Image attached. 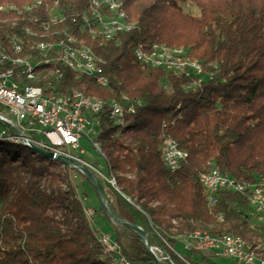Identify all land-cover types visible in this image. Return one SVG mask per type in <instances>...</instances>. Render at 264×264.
I'll return each instance as SVG.
<instances>
[{"label": "trees", "instance_id": "16d2710c", "mask_svg": "<svg viewBox=\"0 0 264 264\" xmlns=\"http://www.w3.org/2000/svg\"><path fill=\"white\" fill-rule=\"evenodd\" d=\"M32 1L0 0V5ZM90 4L59 0L66 18L58 24L49 23L43 7L35 25L31 14L37 9L25 10L23 16L0 12V42L18 34L26 51L42 58L35 45L51 37L42 34L49 24L56 31L53 38L66 31L83 36L104 60L109 87L61 64V78L52 75L38 84L62 93L80 90L105 101L97 114L96 139L106 152L102 182L112 192L110 208L146 231L150 247L169 257L162 264H189L192 255L179 254L176 244L196 230L240 235L261 244L264 254V223L255 225L248 213L251 185L264 176V0H126L134 25L114 39L93 38L83 30L81 15ZM26 25L36 33L25 32ZM140 43L183 48L210 75L187 88L195 75L143 64L135 55ZM124 96L143 105L127 114L122 126L112 118L109 102ZM166 136L188 152L175 170L163 158ZM212 166L249 186L246 192L222 189L212 202L200 179ZM73 172L93 187L78 168L0 139V264H112L100 241V222L111 219L104 205L95 209L99 214L88 216L86 193L79 192ZM112 177L115 184L109 181ZM112 226L128 259L158 264L138 232L114 222Z\"/></svg>", "mask_w": 264, "mask_h": 264}, {"label": "built area", "instance_id": "2783aa9c", "mask_svg": "<svg viewBox=\"0 0 264 264\" xmlns=\"http://www.w3.org/2000/svg\"><path fill=\"white\" fill-rule=\"evenodd\" d=\"M112 6H115L114 2L96 0V7L103 8V13H107V9L112 8ZM81 18L84 17L81 15ZM90 22L91 24H98V29L108 32L110 39H114L116 35L128 31L121 30L116 20L96 23L94 18ZM139 51V61L145 65H149V62H158L159 68L176 73L195 75V83L187 85V88L200 85L210 75H202L200 70H189V66L185 64L171 62L160 64L161 56H146L141 53V50ZM79 57L81 62L82 58H85L82 54H79ZM34 61V56H32V62L28 63V66L34 67ZM44 66L60 67L55 62L46 61H44ZM84 66L88 68L87 76L95 77L99 79L101 84L110 86L109 78L104 71L91 72L90 63ZM109 108H112L113 117H118L119 125L127 122L122 121L121 109H118L116 105H110ZM128 112L129 114L134 113L131 109H128ZM98 130L96 108L85 102L84 99L75 95H67V99H53L50 98V90L17 89L15 84L12 83V77L7 73V69H0V134L25 137L27 140L37 143L41 148L65 155H73L68 150L80 148L81 139L84 137L89 138L97 148L95 135ZM165 141L167 146L166 164L169 169H177L180 164L177 163L173 142H168L167 139ZM81 152H83L82 149ZM85 163L92 167L90 163ZM203 176H206L208 181L207 191L212 202H215L214 195L219 190H233L232 186L228 185V180L224 173L218 167L212 166ZM109 181L111 182V179ZM255 184H258V190H264L261 179ZM252 193H258V191ZM254 202L263 203V210H257L256 212L264 216V198L262 200H254ZM87 214L91 217L94 215V210L88 208ZM100 241L104 250L111 255L112 261H115L116 264H137L122 253L118 243L114 242L108 234L102 232ZM185 250L192 257L203 255L209 260L231 257L239 264H264V254L250 251V248H245L234 237H205L202 241H195V234H190L185 236ZM177 252L181 254L179 251ZM160 258L169 259L168 255L161 249ZM204 261L203 259L201 264H205ZM193 262L189 264H193Z\"/></svg>", "mask_w": 264, "mask_h": 264}, {"label": "bare ground", "instance_id": "6f19581e", "mask_svg": "<svg viewBox=\"0 0 264 264\" xmlns=\"http://www.w3.org/2000/svg\"><path fill=\"white\" fill-rule=\"evenodd\" d=\"M101 1L114 2L115 6L107 9V13H103V8L96 7V0H91L89 9L82 14L84 18H81V24L82 27H84L83 30L85 32L87 31L89 35L93 36V38L110 39V34H108V32H105L104 30L98 29V24H91L90 20H94V18L96 23L112 22L116 20V23L121 27V30H130L133 27L134 24L130 21L126 9V0ZM41 7H43L42 9L45 10L44 13L48 14V18L51 20L49 21L50 24L63 23L66 18L65 12H63L60 8L59 0H55L50 3H46L43 0H34L23 5H18L16 3H6L0 5V12L2 14L13 13L23 16L25 10L33 11L37 9L36 14L35 12L31 14L33 19L32 25H35V23H38L40 20V13L43 12ZM54 7H59L61 12H53V10L55 9ZM44 23H46V25L48 24V22ZM32 25L25 26V32H27L29 35L36 33V30ZM42 34L44 36H51L38 40L37 45H35L37 51L44 54L42 58H36L35 55L30 51H26L25 42L18 34L11 35L7 38L6 41L0 42V69H7V73L12 77V83L15 84V87L17 89L50 90V98L53 99H67V95H75L76 97L84 99L85 102L95 107L97 116V114L104 108L106 104L102 98H99L95 95L86 94L85 92L80 90H74L70 93L57 92L52 88L50 84H38V82L40 80L46 81L47 78L52 75H54V77L58 79L63 75L60 67L44 66V61L55 62L57 66H59L58 64H61V66H66L79 75H88V68L84 65H89L90 63L91 72H102L104 71V60L99 55H97V53L91 48V46H89L83 40V36L78 38L76 35L66 31L64 36L53 38V34H56V31H52V28H50L49 24L42 31ZM117 36L118 35H116V37ZM139 50H141V53H144V55L146 56H161L160 64H167L168 62L185 64L189 66V70H200V74L209 75L205 71L203 63L197 59L188 58L183 48L169 47L161 43H153L149 45L140 43L135 47V55L138 60L140 58ZM79 54L85 56V58H82V62L80 60ZM32 56H34L35 60L34 67L28 66V63L32 62ZM147 66L159 68L158 62H149V65ZM91 78H93L98 85L102 87H108L106 86V84H101L99 79L95 77ZM110 105H116L118 109H121V119L122 121H127L126 117L127 114H129L128 109H131L132 112H135L136 107L142 106L143 102L141 100L133 101L127 96H124L120 100H110L109 107ZM109 109L112 118L118 124V117H113L112 108ZM121 125L125 126L126 122H123ZM97 134L95 135V144L97 145V149L99 150V152L102 153L100 142L96 139ZM0 139L9 140L13 143L25 144L27 146H30L31 144L38 145L34 141L27 140L25 137L9 136L7 134H0ZM166 139L168 140V142H173L174 152L177 155V163L181 164V161L188 157V152L182 149L179 142L172 136H166L162 143V153L164 161L165 155L167 154V146L165 141ZM102 154L104 155V152ZM203 174H206V171L200 175V179L207 190L208 181L206 179V176H203ZM224 176L228 180V185L232 186L233 190L235 191L246 192V189L249 187L227 174H224ZM112 179L113 181L115 180L114 177L111 178V180ZM260 179L262 180V186H264V176ZM257 191L258 193H252ZM262 198H264V190H258V184L251 185V192L249 194L251 206H253L256 210H263L262 202H254V200H262ZM263 217L264 216H261L262 219ZM190 234H195V241H202L205 237H234L235 240L238 241L241 245L245 246V248H250V251H257V254H262L259 252L261 244L253 245L240 235L228 232L214 234L207 231L196 230L188 233L185 236H188ZM185 236L181 237L184 241ZM112 264H116L115 261H112Z\"/></svg>", "mask_w": 264, "mask_h": 264}, {"label": "rangeland", "instance_id": "374dc122", "mask_svg": "<svg viewBox=\"0 0 264 264\" xmlns=\"http://www.w3.org/2000/svg\"><path fill=\"white\" fill-rule=\"evenodd\" d=\"M54 8L55 9L53 10V12H55V13L61 12L59 7H54ZM187 9H190L193 13L199 12V9L193 5H188ZM81 149L83 150V152H81ZM68 151H70L71 154H73L77 157H80L84 162H88L92 165L91 169L94 171V173L97 175L98 179L101 181L102 185L104 186L105 191L107 193V196L112 197V192L102 182L103 180L106 179V176H107V168H106V162H105L106 152L102 149V153L104 152V155H103L94 146L92 141L89 138H85V137L81 139V147L80 148H78V149L71 148ZM73 173H74L73 179L76 182V184L78 185L79 192L80 193H83V192L86 193V195L83 197L85 205L88 208L96 211L95 209H99L101 207V205H103V202L101 201L100 197L98 196L96 190L93 188L94 186L92 187L89 184V182L86 179H84L79 173H76V172H73ZM111 183L115 184V180L113 181V179H112ZM256 211L257 210L253 206H251L248 213L251 216L252 221L254 222L255 225L256 224H263L264 223V217L262 219L261 215L258 214ZM96 213H98V212L96 211ZM98 216L102 217V214L98 215ZM109 217H110V215H109ZM110 219L112 222L116 223L111 217H110ZM95 221L97 222V217H96ZM111 221H109V220L107 221L106 219H102V221L100 222V228H101V231L103 233L108 234L111 237V239L117 243V241L115 239L114 228L112 226ZM117 224H119V223H117ZM150 248L154 251V253L156 251L159 253V255H157L156 253L155 254L157 255L159 261L161 262L162 259L160 258V249L152 248V247H150ZM176 249L182 255H186V256L190 255L185 250V241L182 238H179V240L176 244ZM193 261L195 263L197 262V264L203 263V255L193 256L191 262H193ZM194 262H193V264H195ZM204 262H205V264H239L236 262L235 259H233L231 257L219 258V259L218 258L217 259H210V260L204 261Z\"/></svg>", "mask_w": 264, "mask_h": 264}, {"label": "water", "instance_id": "95a60500", "mask_svg": "<svg viewBox=\"0 0 264 264\" xmlns=\"http://www.w3.org/2000/svg\"><path fill=\"white\" fill-rule=\"evenodd\" d=\"M30 147L36 151L39 154L44 155L45 157L60 161L68 166L76 167L80 171H82L88 179L91 181V183L94 186V189L96 190L98 196L100 197L101 201L103 202L104 207L106 208L108 214L110 217L116 222L123 226H126L136 232L139 233L140 237L144 242H146L147 246L150 248V245L147 243V233L144 231L140 226L135 225L133 223H130L129 221H126L119 217L108 205V196L105 191L104 186L102 185L101 181L98 179L97 175L94 173V171L91 169V167L86 164L80 157H77L75 155H65L62 153H57L55 151L47 150L44 148L39 147L36 144H31ZM151 252L154 254V257L158 264H161L159 261L157 255L154 253V251L150 248Z\"/></svg>", "mask_w": 264, "mask_h": 264}]
</instances>
